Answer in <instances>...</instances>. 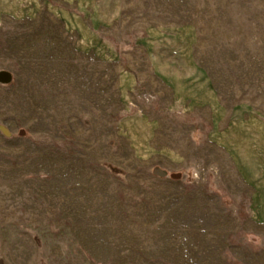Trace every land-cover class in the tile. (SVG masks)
<instances>
[{"label":"rangeland","instance_id":"rangeland-1","mask_svg":"<svg viewBox=\"0 0 264 264\" xmlns=\"http://www.w3.org/2000/svg\"><path fill=\"white\" fill-rule=\"evenodd\" d=\"M2 71L0 264H264V0H0Z\"/></svg>","mask_w":264,"mask_h":264},{"label":"crops","instance_id":"crops-1","mask_svg":"<svg viewBox=\"0 0 264 264\" xmlns=\"http://www.w3.org/2000/svg\"><path fill=\"white\" fill-rule=\"evenodd\" d=\"M148 44V42H146ZM182 68V67H181ZM154 72L158 74L160 80L166 84L171 90L172 103L177 105L179 110H185L188 113L194 112L200 108L209 107L212 110V105L216 96L213 93L212 86L206 77L200 75L199 77L184 78L183 76L176 75L175 72H167L161 66L155 68ZM147 122L150 130L153 129L155 124L153 120L146 119V117H138L131 115L126 117V125H135L140 121Z\"/></svg>","mask_w":264,"mask_h":264},{"label":"water","instance_id":"water-1","mask_svg":"<svg viewBox=\"0 0 264 264\" xmlns=\"http://www.w3.org/2000/svg\"><path fill=\"white\" fill-rule=\"evenodd\" d=\"M10 78V74L8 72L2 71L0 72V81L6 82Z\"/></svg>","mask_w":264,"mask_h":264}]
</instances>
